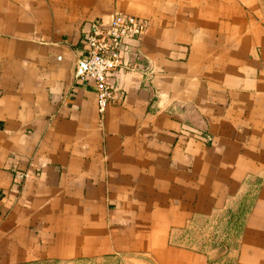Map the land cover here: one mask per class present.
I'll list each match as a JSON object with an SVG mask.
<instances>
[{"label":"crops","instance_id":"crops-1","mask_svg":"<svg viewBox=\"0 0 264 264\" xmlns=\"http://www.w3.org/2000/svg\"><path fill=\"white\" fill-rule=\"evenodd\" d=\"M115 12L149 28L99 113L81 60ZM224 210L264 264L261 0H0V264H210L173 231Z\"/></svg>","mask_w":264,"mask_h":264},{"label":"built area","instance_id":"built-area-1","mask_svg":"<svg viewBox=\"0 0 264 264\" xmlns=\"http://www.w3.org/2000/svg\"><path fill=\"white\" fill-rule=\"evenodd\" d=\"M149 23L121 12H115L106 26H92L86 31L85 47L87 56L81 60L85 66L83 77L95 89L99 113H103L115 99V89L109 79L119 69H133L125 61L127 44L139 41L147 32ZM27 172H15L14 180H27Z\"/></svg>","mask_w":264,"mask_h":264},{"label":"rangeland","instance_id":"rangeland-1","mask_svg":"<svg viewBox=\"0 0 264 264\" xmlns=\"http://www.w3.org/2000/svg\"><path fill=\"white\" fill-rule=\"evenodd\" d=\"M264 18V0H261ZM232 215V214H231ZM225 210L207 218H193L173 231L176 246L200 253L210 264H235L239 246V217ZM241 217V216H240ZM33 262V261H31ZM40 264H155L142 254H113L98 258L73 260H36Z\"/></svg>","mask_w":264,"mask_h":264},{"label":"trees","instance_id":"trees-1","mask_svg":"<svg viewBox=\"0 0 264 264\" xmlns=\"http://www.w3.org/2000/svg\"><path fill=\"white\" fill-rule=\"evenodd\" d=\"M23 264H40V263L33 261V262H27V263H23Z\"/></svg>","mask_w":264,"mask_h":264},{"label":"water","instance_id":"water-1","mask_svg":"<svg viewBox=\"0 0 264 264\" xmlns=\"http://www.w3.org/2000/svg\"><path fill=\"white\" fill-rule=\"evenodd\" d=\"M84 69H85V66H84Z\"/></svg>","mask_w":264,"mask_h":264}]
</instances>
